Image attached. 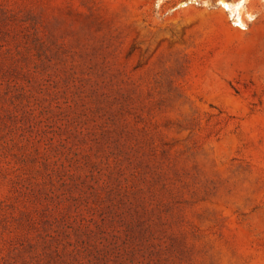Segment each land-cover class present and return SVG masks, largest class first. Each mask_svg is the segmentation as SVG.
Masks as SVG:
<instances>
[{
    "label": "rangeland",
    "instance_id": "obj_1",
    "mask_svg": "<svg viewBox=\"0 0 264 264\" xmlns=\"http://www.w3.org/2000/svg\"><path fill=\"white\" fill-rule=\"evenodd\" d=\"M186 1L0 0V264H264V0Z\"/></svg>",
    "mask_w": 264,
    "mask_h": 264
},
{
    "label": "bare ground",
    "instance_id": "obj_2",
    "mask_svg": "<svg viewBox=\"0 0 264 264\" xmlns=\"http://www.w3.org/2000/svg\"><path fill=\"white\" fill-rule=\"evenodd\" d=\"M192 2H193L192 0H188L184 3H182L181 5L185 6V5L192 3ZM217 4L219 6H221L223 8V10L228 12V15L231 19L235 20V22H234L235 26H238L241 28L245 27V23L242 20L241 12H240V10L244 4V0H238L236 2H230L227 0H218ZM247 16H248L249 20H252L253 16L251 14H247Z\"/></svg>",
    "mask_w": 264,
    "mask_h": 264
}]
</instances>
